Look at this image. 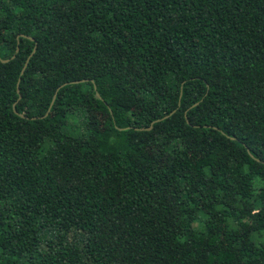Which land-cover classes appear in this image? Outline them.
Masks as SVG:
<instances>
[{
    "label": "trees",
    "instance_id": "1",
    "mask_svg": "<svg viewBox=\"0 0 264 264\" xmlns=\"http://www.w3.org/2000/svg\"><path fill=\"white\" fill-rule=\"evenodd\" d=\"M0 264H264V0H0Z\"/></svg>",
    "mask_w": 264,
    "mask_h": 264
},
{
    "label": "water",
    "instance_id": "2",
    "mask_svg": "<svg viewBox=\"0 0 264 264\" xmlns=\"http://www.w3.org/2000/svg\"><path fill=\"white\" fill-rule=\"evenodd\" d=\"M32 40V39H31ZM34 52H35V48H34V50H33V52H32V54L30 55V57L34 54ZM12 58H14V57H12ZM29 60V59H28ZM28 60L26 61V64L24 65V67H23V70H22V72H21V74L24 72V69H25V67H26V65H27V63H28ZM1 62L2 63H7L8 62V60H1ZM62 86H60L58 89H60ZM17 91H18V89H17ZM54 98H55V96H54ZM54 98H53V100H54Z\"/></svg>",
    "mask_w": 264,
    "mask_h": 264
}]
</instances>
